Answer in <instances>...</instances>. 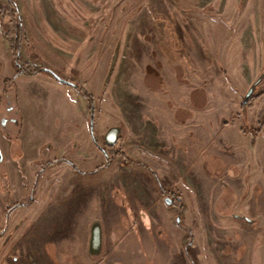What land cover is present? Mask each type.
I'll list each match as a JSON object with an SVG mask.
<instances>
[{
  "label": "rangeland",
  "instance_id": "rangeland-1",
  "mask_svg": "<svg viewBox=\"0 0 264 264\" xmlns=\"http://www.w3.org/2000/svg\"><path fill=\"white\" fill-rule=\"evenodd\" d=\"M13 1L0 264H264V0Z\"/></svg>",
  "mask_w": 264,
  "mask_h": 264
},
{
  "label": "flooded vegetation",
  "instance_id": "flooded-vegetation-1",
  "mask_svg": "<svg viewBox=\"0 0 264 264\" xmlns=\"http://www.w3.org/2000/svg\"><path fill=\"white\" fill-rule=\"evenodd\" d=\"M18 59H19V57H18V54H16L15 55V66H16V70L17 69H21V70H23V69H26V67H22L20 64H19V62H18ZM36 69H43V70H41V71H39V72H37L36 74H34V75H37V74H39V73H42V72H44V73H47L48 75H50L53 79H56L57 81H60V82H62L63 84H66V85H69V86H72L73 84L71 83V82H69V81H66V80H63V79H61L58 75H57V73L55 72V70H53V69H51L50 67L48 68V67H46V66H37L36 67ZM17 72V71H16ZM15 72V74L13 75V77L15 78V77H17L18 75H22V73H19V74H17ZM63 80V81H61V80ZM67 82H69V83H67ZM9 82H8V79H5V80H2V85H5L6 87H5V89H6V91H5V89L3 88L2 90L0 89V92H1V95H0V106H1V104L3 105V104H5L6 103V105H10V107H11V110H14V107L16 106L17 107V100L15 101V104H14V106L13 105H11L10 104V101H11V91H12V88H11V86H10V83L8 84ZM8 84V85H7ZM15 91V90H14ZM17 95H16V92H15V99H17V97H16ZM10 107H9V109H10ZM1 115H3V112H1ZM8 117H6V115L4 114L3 115V117L2 118H0L1 120H0V127L2 126L3 128L5 127V130H6V134H7V136H5L6 138L7 137H11V136H13L15 133H16V131H14V132H11V127H17V123L14 121V118H11V116L8 114L7 115ZM18 129V128H17ZM16 129V130H17ZM19 132H20V129H19ZM110 135H112V134H110ZM110 135H108L107 137H106V139H109V140H111L112 138H111V136ZM0 151H1V148H0ZM1 160H0V163H3L4 162V160H3V155H2V151H1ZM3 232H4V230H2V231H0V236L3 234ZM92 237H94V238H98V229L96 228V225H95V228H93V231H92ZM95 241H94V243H93V247H95Z\"/></svg>",
  "mask_w": 264,
  "mask_h": 264
},
{
  "label": "trees",
  "instance_id": "trees-1",
  "mask_svg": "<svg viewBox=\"0 0 264 264\" xmlns=\"http://www.w3.org/2000/svg\"><path fill=\"white\" fill-rule=\"evenodd\" d=\"M8 2H10L14 7H17L16 2H14L13 0H8ZM16 10H17V8L15 9V11ZM17 34L20 35V31H18ZM15 45H17V42H16ZM16 49H17V46H16ZM41 70H43V69H41ZM41 70L40 69H33V70H29V69H23V70L17 69L16 70L17 71L16 73L17 74L22 73L24 75H34V74H36L37 72H39ZM72 86H74V85H72ZM4 89H5V87H4ZM5 91H6V89H5ZM12 92H13V96H14L15 95L14 89H12ZM86 96L89 97L88 94H86ZM89 99H91V98L89 97ZM9 107H10V105L8 106V105H6V103L3 104V105L1 104L0 111L1 110H9L10 111V114L9 115H11V112L15 110L14 111L15 112V114H14L15 116L12 117V118H14V121L17 123L18 130L16 131V133L13 136L7 137V138L10 139V141L12 140L13 142H16L17 141V135H18L19 129L21 127V116H20V113H19L18 108L16 106L14 107V110H11V107L9 109ZM1 164H2V166H1L2 170H1L0 176H1V178H4L5 177L4 165H3V163H1Z\"/></svg>",
  "mask_w": 264,
  "mask_h": 264
},
{
  "label": "water",
  "instance_id": "water-1",
  "mask_svg": "<svg viewBox=\"0 0 264 264\" xmlns=\"http://www.w3.org/2000/svg\"><path fill=\"white\" fill-rule=\"evenodd\" d=\"M61 80V79H60ZM61 81H63V80H61ZM67 83H69V82H67ZM251 92H252V90L250 89L248 92H247V95H246V97H248L250 94H251ZM116 131V129H110L108 132H107V136L108 135H110V134H112V135H110L111 136V138L113 139V140H116V133L117 132H115ZM1 151H0V160H1ZM165 201L167 202V204H170L171 203V200L170 199H168V198H166L165 199ZM98 238H94V237H92V244L91 245H93V243H94V241H95V244H97L98 243Z\"/></svg>",
  "mask_w": 264,
  "mask_h": 264
},
{
  "label": "crops",
  "instance_id": "crops-1",
  "mask_svg": "<svg viewBox=\"0 0 264 264\" xmlns=\"http://www.w3.org/2000/svg\"><path fill=\"white\" fill-rule=\"evenodd\" d=\"M184 119H185V116H184ZM191 118H189L188 119V121L186 122V123H189V121H190V123H191V120H190ZM186 121V120H185ZM185 121L183 122L184 124H185ZM191 129V128H190ZM4 138H6V137H4ZM3 157H4V161L5 162H7V159H8V155L7 154H9V152H6V151H3Z\"/></svg>",
  "mask_w": 264,
  "mask_h": 264
}]
</instances>
